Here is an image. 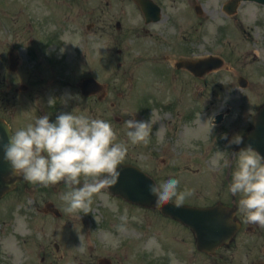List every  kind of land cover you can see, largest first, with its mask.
Returning a JSON list of instances; mask_svg holds the SVG:
<instances>
[{"label": "flooded vegetation", "instance_id": "flooded-vegetation-1", "mask_svg": "<svg viewBox=\"0 0 264 264\" xmlns=\"http://www.w3.org/2000/svg\"><path fill=\"white\" fill-rule=\"evenodd\" d=\"M36 2L37 0L29 3L18 1L15 17L9 18L12 22H7L8 29L1 24L0 19V28L3 26L4 29L0 30V38L5 39L0 52V117L10 126L12 132L33 123L39 115L48 114L50 120L54 121L58 114L68 110V102L72 109L77 107L80 114L107 120L115 130L118 111L122 112L127 108V98L123 99L124 103H118V97H122L118 90L124 87L126 81L119 77L117 67H125L124 78L131 73L127 68L128 61L123 60V53L117 46L118 42L122 44L128 41L132 51L145 59L142 69L143 107L140 116L142 120L149 119L151 113H154L150 142L146 145L129 143L128 148L142 149L147 153V159L150 158L149 154H162L164 164L158 168L161 179L165 177V171L175 172L182 165L186 170L191 169L192 161L198 153L204 154V150L222 151L227 162V165H223L225 179L229 184L234 168L232 160L240 151L238 144L231 141L237 135L243 138L252 129L256 114L246 116L242 107L237 106L236 111V108L230 106L228 96L235 89L236 83L229 74L228 80L221 87H216L218 83L214 82L213 72L199 78L187 69L175 67L174 63L177 58L201 56L198 36L203 39L201 52L208 54L205 41L208 27L215 18L230 20L231 17L225 11L230 0H51L50 3L55 2L56 5L50 6L46 11L37 6ZM197 7L200 8L199 13L196 11ZM118 9L127 24L126 32L121 34L117 33L118 30L122 31L121 22L116 21ZM50 21L61 24L62 28H56V33L49 35L52 52L47 59L52 77L45 83L27 75L29 71H36L37 66H30L25 55L28 47L24 41L34 32L32 22L38 25ZM84 21L91 33L83 37L92 40L93 45H96V63L94 69H83L75 80L69 81L70 77L64 75L76 69L70 65L75 57L70 55V50L63 52L62 49L67 45L66 39L70 30L77 33L76 28L71 25ZM2 32L4 35H1ZM53 39L57 43L53 44ZM82 47L84 48V44ZM54 53L58 54L55 60ZM118 54L122 60H118ZM10 57L14 58L16 72L10 70ZM225 71L231 72L232 69ZM88 77L106 85L107 95L104 100L101 99L100 92L99 96H96L97 93L85 97L77 89L79 99L70 95L63 98L59 92L51 96L50 92L54 90L78 87V83ZM20 79L26 80L28 86L24 91L17 92V87L21 85ZM50 98H56L52 107L48 104ZM199 105H202L201 110ZM222 111H225L224 114ZM198 127L201 131L205 130L206 139H198ZM213 127L217 131L216 135H213ZM143 165L149 170L146 172L155 173L157 164L153 162L152 156L151 161L147 160ZM25 184L20 182L18 187L21 186L30 199ZM27 184L28 187H37L32 190L33 202L28 199V204L21 198L23 208L21 215L17 214L15 220L18 223L20 219L26 231L32 230L40 217L49 215L45 206L50 201L54 202L50 200L53 195L63 191L59 188L52 194L50 190L43 189V186L30 182ZM58 199H62V195ZM58 219L62 220L63 216ZM172 222L169 220V223ZM6 224V221L0 222V264H61L64 260L61 251L63 243L25 240V244L39 249L44 256L41 259L22 261L23 241H11L12 236L17 239L14 235L17 231L4 228ZM110 264H120L116 254Z\"/></svg>", "mask_w": 264, "mask_h": 264}, {"label": "rangeland", "instance_id": "rangeland-1", "mask_svg": "<svg viewBox=\"0 0 264 264\" xmlns=\"http://www.w3.org/2000/svg\"><path fill=\"white\" fill-rule=\"evenodd\" d=\"M31 2V0H0V18H14L15 12L13 7L16 6V2ZM49 3V1H48ZM4 5V8H3ZM36 5L39 7H46L43 1L37 0ZM11 7L10 11H7L6 7ZM121 19L118 15L117 20ZM264 22V9L255 8L253 5H244L241 9V20L239 23H232L230 25L231 30H235L236 33L233 34L229 32V35H224L223 25L221 21L215 19L213 23L210 25V33L207 40V47L212 51L214 55H220L222 57L229 58L230 56H234L235 61L240 63L236 67L237 72H243L247 77V79L253 82V86H250V89L241 91L240 89H235L230 92L229 103L238 104L239 100L243 99L245 101L244 108L247 113L249 110V115L256 110L259 103L264 101V75L259 72L258 61L256 62L254 57L261 58L263 61L264 67V26H261L259 23ZM30 25V24H29ZM86 25L87 22H78V27L81 31L76 34L69 32L67 41L70 46V55L75 57L71 65L75 66L76 69L70 70L66 73L65 77H70L69 81L75 80L78 77L79 72L83 69H94L95 67V49L96 45L89 44L85 49H81L83 42V33H86ZM52 26V25H51ZM49 26V27H51ZM9 26L6 27L8 29ZM33 34L28 36L24 43L28 47L25 51L26 58L30 66H37L36 71L27 72L28 76H31L33 79H39V81L48 82L52 77L51 69L48 70V56L51 54V48H44L46 29L43 24H36L32 22ZM229 27V28H230ZM4 30V29H3ZM208 32V31H207ZM243 32L245 33V37L243 36ZM4 35V32L1 33ZM242 36V37H241ZM5 39L0 38V52L2 50V44ZM200 41V42H199ZM199 43L202 40L199 39ZM125 45L122 46V49H125ZM202 50V48H199ZM135 54L133 53V56ZM57 54H53V59H56ZM132 56L133 65L135 67V73L138 75V70L136 69L139 61L138 59H134ZM131 65V63H128ZM228 80L225 72H220L218 74H214V82L218 83V86L221 87L222 83ZM21 83H28L24 79H20ZM140 79L136 78L134 84L129 88V103L132 104L131 97L132 95H136L140 92ZM75 89L72 87L63 90L66 98L69 95H74ZM222 98V96H221ZM131 112L138 113L136 110L135 103L130 106ZM133 115V114H132ZM134 117V116H133ZM199 139L204 137V133H201L198 127ZM139 159L144 158L145 154L137 152ZM136 155V156H137ZM133 155L131 156V158ZM217 159L216 154H210L209 161L205 163V156H200L198 154V164L194 166V170L197 169L200 174L196 175V180L192 181L193 191H195V199L194 203L197 205H212L222 199L225 203H230L231 197L227 194L222 187V178L224 166L220 169V178H216L217 174L212 170V167L216 169L217 167H221V164L224 162V155L220 153V157L218 162L214 163V160ZM128 156H126L124 161H127ZM160 156H156L154 161L159 163ZM203 174L209 175V180L207 182H199L197 179L201 178ZM227 188V187H226ZM222 196V197H221ZM96 200L92 206H90L89 212L84 213L83 211H77L74 213L66 212V218L61 222H53L50 223V219H45L44 221L39 222L38 229L44 231V235L39 232L36 233L37 240H50L63 243L64 247L70 246L71 248L68 251V255H65V260L67 263H74V258L78 264H89L91 256L95 255L96 247L98 249H102L107 251L108 253H117L120 257L124 254H128L130 256L131 264H144L139 257H141V253L145 252L148 254V261L150 264H161L162 258V247L164 246L162 238L156 236L159 235L160 230H162L161 224L151 215L149 217V231L147 234H141L140 228H131V222H135L136 225L141 224L143 218L141 214L135 213L133 221L130 222V216L125 211V207H122L116 200H111L105 189L101 190V193H98L96 196ZM100 203L102 205H100ZM62 204V203H61ZM20 214V213H19ZM21 215V214H20ZM243 216L245 213L243 211ZM104 221H108L109 227L105 228L102 226ZM50 223V224H49ZM76 223V228L80 229V233H75V236H79V239H83L84 242L81 246L74 245L77 243L78 238H74L72 236V231L70 230L68 240H63L58 235L57 230L62 226H72ZM134 226V225H133ZM123 228L129 229L128 231H124ZM123 230V231H122ZM139 230V231H138ZM21 232V237L24 235H30L32 230H19ZM118 232H120L118 234ZM260 234V233H259ZM258 234V235H259ZM242 235V236H241ZM240 237L236 239L235 244L236 247L228 253H225L221 256L227 264H232V259L235 254H238L240 249L244 244L249 241H263L262 242V250L258 255L264 256V234H262V238L256 235L252 237V235L247 236L243 231ZM244 235V236H243ZM25 238L23 237V240ZM19 240V239H18ZM131 244V247H130ZM138 245L140 248H138ZM73 247V248H72ZM180 248L183 249L184 245L181 244ZM40 259L39 255L36 257ZM178 264L180 261L175 258ZM192 264H212L211 261L203 260L201 258H197L193 260Z\"/></svg>", "mask_w": 264, "mask_h": 264}, {"label": "clouds", "instance_id": "clouds-1", "mask_svg": "<svg viewBox=\"0 0 264 264\" xmlns=\"http://www.w3.org/2000/svg\"><path fill=\"white\" fill-rule=\"evenodd\" d=\"M55 101L50 98L49 106ZM152 116L154 113L149 119L131 117L124 121L128 141L117 142V133L107 120L77 115L74 110L61 112L54 121L48 114L39 115L33 123L10 132L9 141L2 144L4 159L11 166L12 177L22 175L26 181L43 187L64 181L68 189L62 195L65 211L88 213L93 196L117 184L118 165L127 156L128 144L150 142ZM242 139L237 135L231 143L240 144ZM216 156L214 163L220 153ZM232 161L228 191L239 196L237 206L244 211L246 222L264 228V156L249 145ZM179 184L174 177L148 182L147 191L154 193L153 205L160 207L170 200L181 205L191 195V189L180 190ZM171 264L178 262L172 259Z\"/></svg>", "mask_w": 264, "mask_h": 264}, {"label": "water", "instance_id": "water-1", "mask_svg": "<svg viewBox=\"0 0 264 264\" xmlns=\"http://www.w3.org/2000/svg\"><path fill=\"white\" fill-rule=\"evenodd\" d=\"M217 61L216 59L212 60ZM0 137L3 138L2 143H0V198L12 188L10 184L9 176L11 175V166L5 162L4 152L2 144L7 143L9 138L7 135H3L0 132ZM120 172L119 180L117 184L111 187L114 194L122 195L126 198H133L139 196H146L150 194L147 191V183L150 182L147 177L146 179L140 175V172L136 169L130 167H122L118 169ZM140 202L141 199H133ZM166 212L172 214L177 208L166 207ZM229 212L222 208L217 207L212 210H192L191 212H186L182 215V218L191 222L192 225L197 226V234L199 237V242L204 246L207 242L213 243V247H216L223 241H227L232 233L229 230L231 224L225 218ZM204 226L205 228H200ZM200 249H203L199 245Z\"/></svg>", "mask_w": 264, "mask_h": 264}]
</instances>
